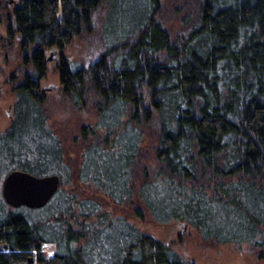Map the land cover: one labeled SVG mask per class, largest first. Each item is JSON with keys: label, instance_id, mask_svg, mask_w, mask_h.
<instances>
[{"label": "trees", "instance_id": "16d2710c", "mask_svg": "<svg viewBox=\"0 0 264 264\" xmlns=\"http://www.w3.org/2000/svg\"><path fill=\"white\" fill-rule=\"evenodd\" d=\"M136 6L130 29L105 25ZM13 17L27 70L0 133V264H29L47 244L37 264H190L127 214L264 250V0H19ZM102 20L95 61L56 65L61 99L97 119L72 163L38 87L44 49L94 39ZM16 171L58 178L45 208L5 202Z\"/></svg>", "mask_w": 264, "mask_h": 264}, {"label": "rangeland", "instance_id": "374dc122", "mask_svg": "<svg viewBox=\"0 0 264 264\" xmlns=\"http://www.w3.org/2000/svg\"><path fill=\"white\" fill-rule=\"evenodd\" d=\"M3 6L0 8V133L8 128L11 118V108L15 102L14 88L21 82L27 68L22 65L19 44L4 39L7 28L6 1L2 0ZM130 14L119 12L118 18H110L105 21L107 27H113L116 33H122L123 30L130 29L132 22L139 19V12L132 7ZM131 24V25H129ZM103 20L97 22L94 39L76 38L72 44L63 51V57L73 62L76 67H87L98 58V50L101 49ZM129 25V27H128ZM174 25H177L176 23ZM109 29L107 28V31ZM107 34H110L107 32ZM8 45H7V44ZM9 43L13 47L9 48ZM18 44V45H17ZM99 44V45H98ZM50 54L47 53V58ZM47 68L45 78L40 82V89L47 90L57 87L56 91L45 92L47 101L48 124L58 135L65 158L72 163L78 161L80 157V146L78 142L79 128L84 126H93L96 124V115L92 111H80L73 109L70 104L61 99L59 92V78L56 72L55 62H50ZM93 113V114H92ZM149 144V140L145 141ZM148 148V147H146ZM45 211L41 212L45 216ZM118 215L121 211L117 210ZM128 220L141 233L150 235L155 240L170 246L172 252L181 258L184 262L190 264H264V259L258 257V254H264V250L254 249L248 245L234 246L212 244L203 242L198 234L189 226L185 227L181 223H170L160 225L154 223L149 216L143 221H139L132 215L127 214ZM54 254V246L47 244L39 254L31 257L32 262L37 264L39 256L43 260H48Z\"/></svg>", "mask_w": 264, "mask_h": 264}, {"label": "water", "instance_id": "95a60500", "mask_svg": "<svg viewBox=\"0 0 264 264\" xmlns=\"http://www.w3.org/2000/svg\"><path fill=\"white\" fill-rule=\"evenodd\" d=\"M55 58H50V63ZM56 88H49L47 91H55ZM58 186L56 176L35 177L25 172H12L8 174L1 187L2 196L7 204L13 208L24 206L29 209H39L45 206L55 194ZM55 221L60 220V214H54ZM186 226L184 225V228ZM7 249V246H3ZM29 264L32 259H28Z\"/></svg>", "mask_w": 264, "mask_h": 264}, {"label": "flooded vegetation", "instance_id": "af4514ba", "mask_svg": "<svg viewBox=\"0 0 264 264\" xmlns=\"http://www.w3.org/2000/svg\"><path fill=\"white\" fill-rule=\"evenodd\" d=\"M6 1V7L7 8H9V10H8V13H7V28H6V34H5V37H4V39H8L9 40V37H11L12 39L11 40H9L10 42H17L18 44H19V42H21V38H20V36L18 35V34H16L15 32H13V30H15L16 29V25H15V20H14V17H13V14H14V10L17 8V6L19 5V0H5ZM70 46V44L69 45H65V46H62V47H57V46H54V47H49V48H45L44 49V63L46 64V66L49 64V63H47V60L48 59H50V58H55L52 62H55V65H59L62 61H69V60H67L66 58H64L63 57V51L64 50H66V48H68ZM47 53H49L50 54V57H48L47 58ZM69 62H71V61H69ZM71 63H73V62H71ZM74 64V63H73ZM45 76H46V74H45ZM45 76L43 77V79L45 78ZM58 78H59V76H58ZM43 79H41L40 81H39V84H38V87H39V90L42 92V93H45V92H50V91H47V90H41L40 89V82L43 80ZM60 82V81H59ZM59 85H60V83H59ZM19 86V84L15 87V88H17ZM61 87V86H60ZM14 88V89H15ZM53 88H56V90H57V87H53ZM55 90V91H56ZM14 105V104H13ZM13 107V106H12ZM9 116V118H11V121H12V119H13V116H12V108H11V115H8ZM10 121V122H11ZM18 172H20V171H18ZM6 177V176H5ZM1 187H2V185H1ZM2 190V189H1ZM54 196V195H53ZM52 196V197H53ZM52 197H51V199H52ZM50 199V200H51ZM50 200H49V202H50ZM48 202V203H49ZM48 203L45 205V206H43V207H41V208H39V209H42V208H45L47 205H48ZM22 207H24V206H21V207H18V208H13V207H11L12 209H19V208H22Z\"/></svg>", "mask_w": 264, "mask_h": 264}]
</instances>
